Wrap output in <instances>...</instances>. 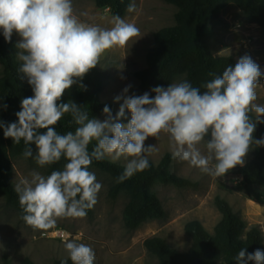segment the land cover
Wrapping results in <instances>:
<instances>
[{"label":"clouds","instance_id":"obj_1","mask_svg":"<svg viewBox=\"0 0 264 264\" xmlns=\"http://www.w3.org/2000/svg\"><path fill=\"white\" fill-rule=\"evenodd\" d=\"M126 11H136L134 0ZM111 23V28H102L82 21L73 0H0V29L8 42L14 32L21 37L16 44L18 71L34 93L21 100L18 123L5 125L0 121L3 135L14 144L23 140V156L33 158L39 168L66 160L62 170L50 175L33 170L30 178H22L14 187L22 219L35 230L52 229L62 218L87 216L102 188L89 170L93 161L128 160L117 183L148 169V156L158 151L156 145L145 146L149 137L158 140L166 134L174 158L217 178L237 165L243 166L253 144L264 147V138L253 135L257 125L264 122V104L256 102L257 90L264 88L260 83L264 74L247 54L234 67L228 65L222 75L209 73L213 78L201 86L203 91L184 79L152 88L154 96L148 92L118 95L115 101L123 100L118 112L113 116L105 105L103 121L90 118L89 112L74 101L59 102L65 90L82 81L106 51L124 47L140 35L134 23L118 14ZM130 88L126 86L123 93ZM126 110L130 119L123 123ZM65 114L71 115L77 127L74 132L61 134L56 125ZM41 129L46 131L41 133ZM32 144L35 155L29 147ZM79 239L64 242L72 264H94V249L77 242ZM235 261L264 264V251L248 253L241 248Z\"/></svg>","mask_w":264,"mask_h":264},{"label":"rangeland","instance_id":"obj_2","mask_svg":"<svg viewBox=\"0 0 264 264\" xmlns=\"http://www.w3.org/2000/svg\"><path fill=\"white\" fill-rule=\"evenodd\" d=\"M134 2L136 11L127 12L122 18L134 23L140 29V35L124 47L106 51L97 65L102 82L100 100L110 104L116 113L123 103L122 99L116 102V96L139 93L136 73L146 66V54L155 44V33L173 26L177 12L176 7L163 0ZM73 6L82 21L102 28L113 26V16L109 10L97 8L94 0H73ZM84 13L86 15H82ZM211 28L213 39L210 48L215 56H230L237 63L240 57L247 54L260 66L261 71L264 69V32L258 24L249 22L235 5L227 4L219 18L211 22ZM15 38L17 41L21 39L16 33ZM2 72L3 65L0 62V75ZM260 83L264 84V80ZM128 85H131V88L124 94L123 89ZM257 92L256 102L264 104V88L258 89ZM97 119L103 121L106 116L100 115ZM129 119L130 113L126 110L121 122L127 123ZM261 121H264V117H261ZM148 145H156L158 149L148 156L155 165L166 153L172 155L166 134H161L158 140L149 137L145 141V146ZM201 149L204 150L203 145ZM252 156L253 150L245 157V163ZM12 162L14 187L22 178H30L33 170L48 175L47 168H39L33 158L13 157ZM127 162L128 160L121 158L115 163L126 166ZM241 167L237 165L223 177L217 178L173 157L172 172L192 181L194 185L188 188H177L171 184L155 185L153 190L162 202L165 217L150 220L132 232L125 228L123 222L127 197L122 194L116 200H111L108 192L112 178L96 168L91 171L95 173L102 188L98 193L93 215L59 219L54 228L46 231L35 230L23 222L18 212L8 205L5 197L0 194V262L4 256L9 258L10 264H19L25 258L35 264H52L55 260L70 259L64 242L43 236V233L62 228L71 234L69 240L79 237L77 242L94 249V264H158L157 258L146 251L144 241L158 236L172 248L180 252L186 251L191 245V239L185 232L188 223L197 221L208 232L213 233L221 220L222 214L215 203L218 197L228 202L232 210L246 222L248 228L257 227L264 234V203L258 200L260 189H256L251 195L235 190V187L244 181L239 174Z\"/></svg>","mask_w":264,"mask_h":264},{"label":"trees","instance_id":"obj_3","mask_svg":"<svg viewBox=\"0 0 264 264\" xmlns=\"http://www.w3.org/2000/svg\"><path fill=\"white\" fill-rule=\"evenodd\" d=\"M97 8L108 9L112 16L127 13L126 7L131 0H94ZM176 7L175 24L157 31L154 35L155 44L146 54V66L136 73L139 81V93L148 92L150 96L155 94L151 89L156 86L167 87L172 82L188 80L195 87H201L213 77L209 73L222 75L228 66H235V61L230 56H215L210 48L213 39L211 22L219 18L227 4L235 5L252 23L258 24L264 32V0H163ZM17 40L15 32L11 42L4 39L0 29V62L3 72L0 75V121L5 125L12 122L18 123L16 113L21 110V100L33 96L31 86L23 74L19 73L20 62L16 55ZM83 85V87H81ZM201 90L204 89L201 87ZM102 82L97 66L91 69L78 84H74L65 90L61 101L66 103L74 101L89 112L90 118L104 115L103 108L109 106L113 116L116 111L110 104L100 100ZM6 105V107H5ZM77 125L72 122L70 114L64 117L56 125L59 133L75 131ZM41 129L40 132H45ZM254 138H264V124L257 125ZM95 142L89 145L92 150ZM33 155L36 153L34 144L29 145ZM25 144H14L11 138H5L3 128L0 127V194L6 199L8 205L14 208L21 220L23 211L19 205L18 194L14 191L12 182L13 157H24ZM253 156L240 169L239 174L244 181L235 187L237 191H243L251 195L256 189H260L259 201L264 203V147L252 145ZM31 158V157H29ZM66 160H61L53 165L46 166L47 174L54 170H62ZM150 167L142 172L135 173L124 182L117 183V177L124 172L125 166L118 165L107 159L93 161L90 171L94 168L108 174L112 178L108 196L116 200L125 194L127 203L123 210V222L125 228L132 232L142 224L165 217L162 202L154 192L157 184H171L177 188H188L194 183L181 178L172 172L173 156L166 153L160 162L155 165L149 160ZM216 206L222 214V218L215 226L213 233L208 232L199 222L193 221L185 226V232L191 239L190 247L180 252L172 248L164 239L153 236L144 241L146 251L157 258L158 264H236L235 257L241 248H246L248 253L256 249L263 251L264 234L257 227L248 228L246 222L239 217L225 200L216 198ZM94 207L87 211L92 216ZM66 261L72 264L70 259L55 260L52 264H61ZM0 264H10L7 256H4ZM19 264H35L25 258ZM254 264V262H249Z\"/></svg>","mask_w":264,"mask_h":264},{"label":"built area","instance_id":"obj_4","mask_svg":"<svg viewBox=\"0 0 264 264\" xmlns=\"http://www.w3.org/2000/svg\"><path fill=\"white\" fill-rule=\"evenodd\" d=\"M261 72L262 74H264V69ZM43 236L48 239L59 240L62 242H65L66 240H69L71 238V234L67 230L62 229V228H55L51 231L43 233Z\"/></svg>","mask_w":264,"mask_h":264}]
</instances>
